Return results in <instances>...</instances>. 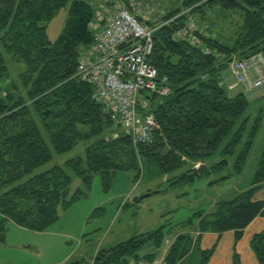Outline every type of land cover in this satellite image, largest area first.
Instances as JSON below:
<instances>
[{
  "label": "trees",
  "instance_id": "16d2710c",
  "mask_svg": "<svg viewBox=\"0 0 264 264\" xmlns=\"http://www.w3.org/2000/svg\"><path fill=\"white\" fill-rule=\"evenodd\" d=\"M177 1L182 8L165 15L153 33L152 52L147 57L159 79L166 78L170 94L164 98L140 95L148 101L146 112L154 116L158 128L150 142L135 146L95 95L94 87L76 74L81 52L94 42V8L83 0H0V87L9 77V57L23 67L18 78L25 93L0 96V243L7 221L32 232L46 230L58 220V207L66 210L80 200L95 175L107 191L119 172L134 173L138 179L141 175L163 177L187 168L171 179V186L176 187L220 170L237 150L234 167L237 171L243 168L258 127L245 138L247 95L228 91L221 84L233 58L264 57V0ZM66 6L63 30L51 43L44 25ZM215 9L240 18L231 45L212 36L203 23ZM190 22L198 27V45L175 37ZM204 47L211 50L209 55L204 54ZM12 89L18 88L12 85ZM46 140L57 154L68 152L79 142L88 145L84 156L68 160L65 168L55 165L30 176L51 159ZM218 153V162H208ZM72 175L83 189L70 196ZM263 185L264 146L251 187L232 200L217 202L213 213H196L183 223L182 228H194L196 236L176 235L163 256L164 264H180L206 233L233 231L239 240L255 218H264V200L253 199ZM170 234V229L161 227L130 238L100 251L94 264H127L140 258L153 261ZM250 246L258 264H264V230L252 237ZM149 248L152 250L146 253ZM212 252L201 251L200 264H207ZM233 262L239 264L237 254Z\"/></svg>",
  "mask_w": 264,
  "mask_h": 264
},
{
  "label": "rangeland",
  "instance_id": "374dc122",
  "mask_svg": "<svg viewBox=\"0 0 264 264\" xmlns=\"http://www.w3.org/2000/svg\"><path fill=\"white\" fill-rule=\"evenodd\" d=\"M83 1L89 3L95 10V24L93 23L95 27H97L96 23L100 22L102 14L108 15L122 8L134 15L142 25L156 30L161 26L168 12L182 8L181 1L177 0ZM67 12L68 6L59 10L51 21L44 25L51 43L60 36ZM196 18L200 23L199 18ZM208 19L203 23L213 32L212 36H217L231 45L230 42L240 25V18L236 14H222L215 9L208 14ZM6 58L9 77L0 87V96L5 97L7 94L14 96L17 93L25 96L18 78L23 67L11 58ZM12 85H16L18 89L13 90ZM238 92L239 90L234 91V93ZM247 99L249 104L244 118H247L248 126L245 138L253 127L257 126L258 130L252 150L240 171L234 167V158L239 151L237 150L229 163L220 170L196 179L191 184L176 187L171 186V179L187 168L163 177L141 175L138 179L135 178L134 173L119 172L114 175L107 191L104 190L98 175L93 177L89 191L84 190L81 181L72 175L70 196L77 189H83L84 196L66 210L58 207V220L46 230L32 232L10 221L4 223L5 238L0 243V264H70L73 262L94 264L95 256L100 251L165 227V230L170 229L171 234L165 239L162 249L157 251L155 258V260H163L176 235L190 233L192 237L196 236L194 228L185 226L182 228L183 223L196 213H213L217 202L232 200L251 187L264 146V86L255 93L247 94ZM148 107L149 104L145 112ZM120 130L124 133L122 129ZM116 134L118 135V131ZM229 141L230 138L226 139L222 148ZM46 145L51 154L50 161L36 169L30 176L50 170L55 165L65 168L68 160L84 156L88 143L79 142L73 149L63 154L55 153L49 140H46ZM220 159L218 153L208 162H218ZM159 189L165 191L150 194L138 203L134 202L135 198ZM150 250L152 249H147L146 253H150ZM201 251L209 250L201 249L198 242L194 243L190 254L180 264H200ZM141 260L145 259H131L127 264Z\"/></svg>",
  "mask_w": 264,
  "mask_h": 264
},
{
  "label": "built area",
  "instance_id": "2783aa9c",
  "mask_svg": "<svg viewBox=\"0 0 264 264\" xmlns=\"http://www.w3.org/2000/svg\"><path fill=\"white\" fill-rule=\"evenodd\" d=\"M96 26L93 25V45L81 52L76 74L94 87L95 95L114 114L133 145L146 144L151 141L158 125L154 116L145 112L148 101L141 99L140 95L164 98L170 94L166 78L159 79L156 69L147 63L155 29L142 25L122 8L108 15L102 14ZM197 31V25L190 22L177 31L175 37L187 38L190 43L198 45ZM203 52L209 55L211 50L204 47ZM221 85L231 92L255 93L264 86V57L258 54L247 60L233 58ZM132 264L164 262L157 259Z\"/></svg>",
  "mask_w": 264,
  "mask_h": 264
},
{
  "label": "crops",
  "instance_id": "0c3cea01",
  "mask_svg": "<svg viewBox=\"0 0 264 264\" xmlns=\"http://www.w3.org/2000/svg\"><path fill=\"white\" fill-rule=\"evenodd\" d=\"M253 199L264 200V185L255 193ZM263 230L264 218L257 217L244 229L239 240L236 241L233 231L220 235L206 233L201 236L199 246L203 250H213L207 264H232L234 254H237L240 264H258L250 241Z\"/></svg>",
  "mask_w": 264,
  "mask_h": 264
},
{
  "label": "water",
  "instance_id": "95a60500",
  "mask_svg": "<svg viewBox=\"0 0 264 264\" xmlns=\"http://www.w3.org/2000/svg\"><path fill=\"white\" fill-rule=\"evenodd\" d=\"M150 194H151V193H148V194H146V195H143V196H140V197H138V198H135V199H134V202L138 203V202H140L143 198L148 197Z\"/></svg>",
  "mask_w": 264,
  "mask_h": 264
}]
</instances>
